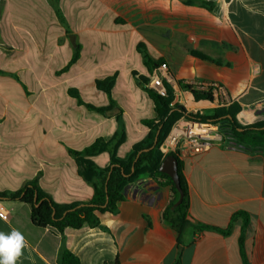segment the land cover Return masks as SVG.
<instances>
[{
    "label": "crops",
    "instance_id": "crops-1",
    "mask_svg": "<svg viewBox=\"0 0 264 264\" xmlns=\"http://www.w3.org/2000/svg\"><path fill=\"white\" fill-rule=\"evenodd\" d=\"M0 3V191H18L41 172L40 187L55 202L92 198L94 188L69 149L111 139L120 130L119 110L91 111L69 90L106 107L109 99L96 81L117 75L112 95L126 135L118 155L126 156L150 131L143 121L157 116L133 75L151 74L140 44L167 66L161 75L174 90L173 103L187 113L212 116L237 107L239 125H264V0H58L81 45L80 58L63 73L74 48L49 0ZM18 22L26 29V56L15 67L3 42ZM198 81H217L224 91L197 101L180 82ZM90 160L103 169L110 155ZM180 161L190 221L183 233L162 220L171 187L160 178L129 183L118 212L98 214L101 227L64 234L34 225L29 205L0 201V212L8 213L0 232L15 229L27 241L16 264H62L64 246L81 264H264V152L224 137L201 153L184 152ZM197 225L210 228L198 231Z\"/></svg>",
    "mask_w": 264,
    "mask_h": 264
},
{
    "label": "trees",
    "instance_id": "trees-1",
    "mask_svg": "<svg viewBox=\"0 0 264 264\" xmlns=\"http://www.w3.org/2000/svg\"><path fill=\"white\" fill-rule=\"evenodd\" d=\"M55 10L60 23L66 27V32L72 39L73 56L70 62L59 73L69 70V68L80 58L81 45L74 39L66 26V20L59 8L58 0H49ZM138 50L142 54L144 63L149 72L152 73L155 68L163 64L161 61L153 60L143 44L138 45ZM138 85L148 93L155 103L157 116L153 119L144 120L150 131L148 135L139 143L133 146L129 154L124 157L118 155V149L125 141L126 135L122 123V111L115 102L112 89L117 75L107 77L103 80H97L96 86L99 90L106 93L109 99V105L106 107H95L85 103L76 90H69V94L76 98L78 104L85 106L91 111L100 114L118 109L116 116L120 124V130L109 140L98 138L92 145L81 151L69 149V153L82 166V175L92 184L94 194L88 202L59 204L40 187L39 172L33 179L28 181L18 191H0V201H18L25 203L31 208V219L34 225L42 228L52 227L60 234H64L66 228H81L84 225L90 227H101L98 217L99 213L110 212L116 214L119 210V204L123 201V190L129 184L145 177L160 178L166 180L171 187V198L168 206L162 212V220L166 225L172 227L180 234L190 226L189 221V198L188 188L181 171V161H179V175L181 186L185 196L183 201L176 205L179 200L177 191L172 179L165 173L159 171L164 155L160 146L169 135L173 125L185 117L188 120L201 122H212L220 125V131L224 137L234 141L236 144L249 151L260 148L264 152V125H254L242 127L236 121L237 107L234 109L223 108L215 109L212 116H203L199 113H187L184 106L173 103L174 90L164 81L166 94L161 95L149 86L150 79L137 72H133ZM180 86L190 90L195 100H214L210 92L197 91L191 85L180 82ZM107 152L110 155L109 165L106 168L98 169L90 157ZM198 231L209 229L206 225H197ZM179 253L182 251V243L179 241ZM60 259L62 264H81L79 259L67 248L63 247Z\"/></svg>",
    "mask_w": 264,
    "mask_h": 264
},
{
    "label": "built area",
    "instance_id": "built-area-1",
    "mask_svg": "<svg viewBox=\"0 0 264 264\" xmlns=\"http://www.w3.org/2000/svg\"><path fill=\"white\" fill-rule=\"evenodd\" d=\"M161 70L167 72V66L161 64L155 68L149 76V86L159 94L165 95L166 87ZM192 87L197 91L210 92L213 96H220L224 91L222 84L217 81H198L193 83ZM223 140L224 135L220 131L219 124L188 120L183 117L173 125L169 135L161 144L160 150L164 155L173 153L180 159L186 151L194 154L201 153ZM0 218L8 220V213L0 212Z\"/></svg>",
    "mask_w": 264,
    "mask_h": 264
},
{
    "label": "clouds",
    "instance_id": "clouds-1",
    "mask_svg": "<svg viewBox=\"0 0 264 264\" xmlns=\"http://www.w3.org/2000/svg\"><path fill=\"white\" fill-rule=\"evenodd\" d=\"M27 241L22 233L13 229L10 234L0 232V264H16Z\"/></svg>",
    "mask_w": 264,
    "mask_h": 264
},
{
    "label": "rangeland",
    "instance_id": "rangeland-1",
    "mask_svg": "<svg viewBox=\"0 0 264 264\" xmlns=\"http://www.w3.org/2000/svg\"><path fill=\"white\" fill-rule=\"evenodd\" d=\"M1 8H2V4L0 3V12H1ZM15 28L13 29V25L11 26V36L9 37V41L6 39L4 43L3 48L5 49H11L9 52L6 53V55H10L14 57V65L15 67L19 64H22V62H24V57L26 56V51H25V47H26V29L25 28H21L24 27L22 25L19 24H15ZM16 33V34H14ZM0 37H4L2 36V34H0ZM1 39V38H0ZM4 41V38L1 39ZM24 50V51H23ZM31 88L33 86H30ZM182 119V118H181Z\"/></svg>",
    "mask_w": 264,
    "mask_h": 264
},
{
    "label": "water",
    "instance_id": "water-1",
    "mask_svg": "<svg viewBox=\"0 0 264 264\" xmlns=\"http://www.w3.org/2000/svg\"><path fill=\"white\" fill-rule=\"evenodd\" d=\"M180 164L177 157L173 154H169L162 161L159 171L167 174L173 181L177 191L179 192V200L176 205L180 204L185 196L184 190L181 186V179L179 175Z\"/></svg>",
    "mask_w": 264,
    "mask_h": 264
}]
</instances>
